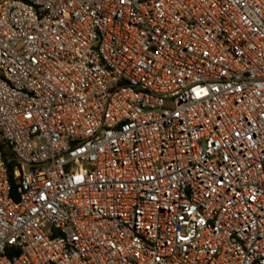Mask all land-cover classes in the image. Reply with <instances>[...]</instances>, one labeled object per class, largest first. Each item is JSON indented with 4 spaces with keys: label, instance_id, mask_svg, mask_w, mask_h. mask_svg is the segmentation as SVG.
Segmentation results:
<instances>
[{
    "label": "built area",
    "instance_id": "2783aa9c",
    "mask_svg": "<svg viewBox=\"0 0 264 264\" xmlns=\"http://www.w3.org/2000/svg\"><path fill=\"white\" fill-rule=\"evenodd\" d=\"M0 264H264V0H0Z\"/></svg>",
    "mask_w": 264,
    "mask_h": 264
},
{
    "label": "trees",
    "instance_id": "16d2710c",
    "mask_svg": "<svg viewBox=\"0 0 264 264\" xmlns=\"http://www.w3.org/2000/svg\"><path fill=\"white\" fill-rule=\"evenodd\" d=\"M3 154H4L5 158L11 160L9 165H8V169H9L10 175H12L13 174V168H15V166H16L15 156L13 155V153L9 149H5V148H3Z\"/></svg>",
    "mask_w": 264,
    "mask_h": 264
}]
</instances>
